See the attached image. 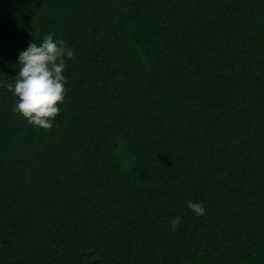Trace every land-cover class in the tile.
Segmentation results:
<instances>
[{
  "label": "trees",
  "instance_id": "trees-1",
  "mask_svg": "<svg viewBox=\"0 0 264 264\" xmlns=\"http://www.w3.org/2000/svg\"><path fill=\"white\" fill-rule=\"evenodd\" d=\"M49 34L43 129L7 85ZM0 264H264V0H0Z\"/></svg>",
  "mask_w": 264,
  "mask_h": 264
},
{
  "label": "clouds",
  "instance_id": "clouds-1",
  "mask_svg": "<svg viewBox=\"0 0 264 264\" xmlns=\"http://www.w3.org/2000/svg\"><path fill=\"white\" fill-rule=\"evenodd\" d=\"M73 51L63 40H54L46 35L37 45L31 42L27 49L19 53V74L14 86L8 90L18 98L14 111L22 115L34 126L50 129L60 113L59 105L64 103L67 81L65 57L72 59ZM188 207L199 216L205 214L203 203L189 201ZM181 220L174 217L171 227L175 230Z\"/></svg>",
  "mask_w": 264,
  "mask_h": 264
}]
</instances>
